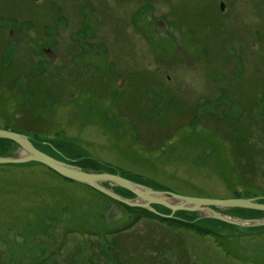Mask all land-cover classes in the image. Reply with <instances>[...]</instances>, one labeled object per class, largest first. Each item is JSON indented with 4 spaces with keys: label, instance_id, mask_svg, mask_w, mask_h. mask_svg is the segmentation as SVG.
<instances>
[{
    "label": "rangeland",
    "instance_id": "obj_1",
    "mask_svg": "<svg viewBox=\"0 0 264 264\" xmlns=\"http://www.w3.org/2000/svg\"><path fill=\"white\" fill-rule=\"evenodd\" d=\"M0 129L87 172L264 204V0H0ZM151 207L0 165V264H264V226Z\"/></svg>",
    "mask_w": 264,
    "mask_h": 264
},
{
    "label": "water",
    "instance_id": "obj_2",
    "mask_svg": "<svg viewBox=\"0 0 264 264\" xmlns=\"http://www.w3.org/2000/svg\"><path fill=\"white\" fill-rule=\"evenodd\" d=\"M0 139L10 140L21 147L23 154L19 158L0 157V165L5 164H29L37 163L46 166L59 176L90 187L113 200L129 205L131 207L141 206L149 211L157 213L151 205H162L170 209L173 213L179 211L207 213L209 216L230 225L239 227H261L264 226L262 220H241L231 219L222 214L223 209H249L264 212V204L258 203V199H208L194 198L176 194L174 192L155 191L151 188L138 185L132 181L121 177L119 174L111 173H91L71 163L59 160L38 149L33 140L24 134L11 130L0 129ZM110 184L124 188L132 192L136 200H128L112 189L106 187Z\"/></svg>",
    "mask_w": 264,
    "mask_h": 264
},
{
    "label": "trees",
    "instance_id": "obj_3",
    "mask_svg": "<svg viewBox=\"0 0 264 264\" xmlns=\"http://www.w3.org/2000/svg\"><path fill=\"white\" fill-rule=\"evenodd\" d=\"M4 127H5V126H4ZM8 127H10V126H9V125H6V128H7V129H9ZM110 134H111L112 137H115V138H116V136H119L118 133H117L116 131H111ZM126 137H127V138L129 137L128 141H132V139H130V136H124L122 139H125ZM117 138H118V137H117ZM181 139H182V138H181ZM183 139H184V138H183ZM183 139H182V140H183ZM132 143H133V142H132ZM135 143H136V142H135ZM93 159H94V158H93ZM143 160H145V162H146V158H145V157H143ZM93 190H94V189H93ZM97 192H98V191H97ZM155 218H158V219H159V216H156Z\"/></svg>",
    "mask_w": 264,
    "mask_h": 264
}]
</instances>
